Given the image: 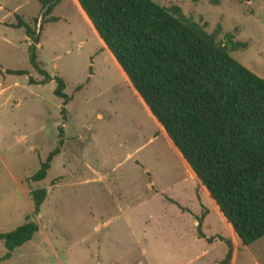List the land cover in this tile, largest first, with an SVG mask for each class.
Masks as SVG:
<instances>
[{
	"label": "rangeland",
	"instance_id": "1",
	"mask_svg": "<svg viewBox=\"0 0 264 264\" xmlns=\"http://www.w3.org/2000/svg\"><path fill=\"white\" fill-rule=\"evenodd\" d=\"M154 1L178 5L207 32L219 26V40L231 33L246 42L230 55L264 78V0ZM75 3L84 16L76 0H58L45 16L38 0H0V231L26 215L38 225L0 264H218L228 243L229 264H264V236L244 245L213 212L203 226L213 242L176 246L173 209L150 197L148 182L150 175L159 185L177 180L176 193L193 206L191 181ZM19 19L31 34L17 27ZM31 44L39 66L64 80L71 97L64 110L54 79L29 83L43 78L29 62ZM55 147L45 177L30 180ZM40 187L47 194L35 210L30 192ZM5 252L0 240V257Z\"/></svg>",
	"mask_w": 264,
	"mask_h": 264
},
{
	"label": "trees",
	"instance_id": "2",
	"mask_svg": "<svg viewBox=\"0 0 264 264\" xmlns=\"http://www.w3.org/2000/svg\"><path fill=\"white\" fill-rule=\"evenodd\" d=\"M38 1L44 16L58 2ZM76 2L241 243L248 245L264 236V78L230 55L244 49L246 42L233 40L231 33L219 40V26L207 32L186 18L178 5L165 7L154 0ZM21 26L32 33L19 19L17 27ZM35 48L34 44L28 48L29 62L43 78L29 77V83L54 79L53 92L62 99L64 110L71 99L64 92L65 82L39 66ZM5 73L27 75V70ZM58 152L59 147L52 149L30 180H42ZM46 194L44 187L31 190L35 210ZM25 220L0 231L6 249L0 259H8L37 232L29 215ZM230 258L228 243L218 264H229Z\"/></svg>",
	"mask_w": 264,
	"mask_h": 264
},
{
	"label": "crops",
	"instance_id": "3",
	"mask_svg": "<svg viewBox=\"0 0 264 264\" xmlns=\"http://www.w3.org/2000/svg\"><path fill=\"white\" fill-rule=\"evenodd\" d=\"M75 8L78 10V12L82 15L80 10L78 9L76 3H75ZM84 18V16H83ZM116 68L119 70V72L122 74L124 79L130 84V86L133 88L131 85L130 81L127 79L125 74L122 72L120 69L119 65L117 64L116 60L112 56L111 53H109ZM134 93L138 97V99L142 102L145 112L148 114L150 119L155 123L157 126L158 131L163 135L165 141L167 142L171 153L175 156L180 168L183 171V174L188 177V179L191 181V196H192V202L193 206H190L189 204H186L183 202L178 193H176V188L180 186V182L177 180L174 183H171L167 180L166 184L159 185L157 184L152 176L150 175V180L148 182V187L151 190V195L152 198H156L161 204L164 206H167L169 208H172V215L176 221H177V229L176 233L178 237V241L176 243V246L179 248L188 249L190 250L191 247V242L190 238L195 240L196 238H201L205 240H209L210 242H213L214 240L211 239V236L213 234H208L206 230H203V226H207V216L209 215L210 212H213L220 220L225 219L221 211L219 210V207L215 203V201L211 198L209 195L208 191L206 188L203 186V184L199 181V179L196 177L186 160L183 158L181 153L178 151V149L174 146L170 138L166 135V132L164 129L161 127V125L158 123V121L155 119V117L152 115L150 110L146 107L136 90L133 88ZM131 155V154H130ZM136 165H139L142 167L143 171H145L147 174H149V167L145 166V163L143 161L135 160ZM179 192V191H178ZM165 209V208H164ZM199 219V221L197 220ZM199 227V231L201 235L198 234L197 228ZM191 239V240H192ZM192 240V241H193ZM245 245V244H244ZM232 255V254H231ZM232 257V256H231ZM233 258H237V255L234 256L233 253Z\"/></svg>",
	"mask_w": 264,
	"mask_h": 264
},
{
	"label": "water",
	"instance_id": "4",
	"mask_svg": "<svg viewBox=\"0 0 264 264\" xmlns=\"http://www.w3.org/2000/svg\"><path fill=\"white\" fill-rule=\"evenodd\" d=\"M34 41L37 42V38H35Z\"/></svg>",
	"mask_w": 264,
	"mask_h": 264
}]
</instances>
